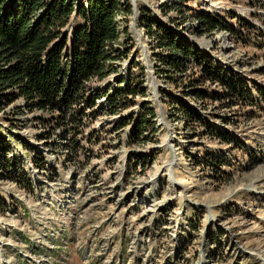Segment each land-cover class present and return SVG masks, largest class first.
Returning a JSON list of instances; mask_svg holds the SVG:
<instances>
[{"label":"rangeland","instance_id":"obj_1","mask_svg":"<svg viewBox=\"0 0 264 264\" xmlns=\"http://www.w3.org/2000/svg\"><path fill=\"white\" fill-rule=\"evenodd\" d=\"M135 1V12L129 0L132 13L118 18L127 57L93 81L106 89L122 77L140 80L144 94L128 108L109 114L101 99L86 110L76 150L55 135L51 144L39 139L43 119L57 113L21 111L12 125V107L0 113L17 164L0 175L3 264H264V0ZM140 8L242 92L224 94L193 60L180 69L160 61L170 51L141 25ZM200 11L224 25L201 29ZM146 103L152 126L136 139Z\"/></svg>","mask_w":264,"mask_h":264},{"label":"trees","instance_id":"obj_2","mask_svg":"<svg viewBox=\"0 0 264 264\" xmlns=\"http://www.w3.org/2000/svg\"><path fill=\"white\" fill-rule=\"evenodd\" d=\"M177 7L172 4L170 8ZM131 13L129 0H0V113L12 107L5 116L9 125L21 111L57 113L43 119L47 126L39 139L51 144L55 135L62 141L60 146L76 150L79 141L75 137L86 110H93L103 99L105 107L99 106L96 114L102 107L115 114L128 108L132 104L130 97L138 91L143 95L140 80L129 77L117 80L114 88H97L93 83L115 72V61L127 57L129 50L120 42L118 18ZM194 17L199 27L209 33L224 25L205 11ZM73 20L77 23L67 32ZM139 21L157 47L170 51L159 56L160 61L180 69L186 61L193 60L200 67V77L218 81L224 94L235 97L242 92L241 83L230 73L208 62L203 53L141 8ZM130 63L137 66L134 60ZM18 100L22 102L15 105ZM147 104L143 114L135 118L132 134L136 139L152 126L154 109ZM183 111L191 113L187 106ZM128 123L129 120L121 126ZM10 149L9 136L0 132V175L17 165L10 157ZM34 163L43 168V161Z\"/></svg>","mask_w":264,"mask_h":264},{"label":"built area","instance_id":"obj_3","mask_svg":"<svg viewBox=\"0 0 264 264\" xmlns=\"http://www.w3.org/2000/svg\"><path fill=\"white\" fill-rule=\"evenodd\" d=\"M18 253H20L21 254V256L24 258V257H27V259H29L30 258V260H32L33 262H36V260L37 259H34L33 257H31V256H28L27 254H25L24 252H19L18 251ZM21 257V258H22ZM1 259H2V255H1V253H0V262L3 264V262L1 261ZM53 262H55V260H53V258L51 257L48 261H47V263H45V264H55V263H53ZM37 264H43V263H39L38 261H37Z\"/></svg>","mask_w":264,"mask_h":264},{"label":"water","instance_id":"obj_4","mask_svg":"<svg viewBox=\"0 0 264 264\" xmlns=\"http://www.w3.org/2000/svg\"><path fill=\"white\" fill-rule=\"evenodd\" d=\"M136 1L135 0H133V12H135V9H136Z\"/></svg>","mask_w":264,"mask_h":264},{"label":"bare ground","instance_id":"obj_5","mask_svg":"<svg viewBox=\"0 0 264 264\" xmlns=\"http://www.w3.org/2000/svg\"><path fill=\"white\" fill-rule=\"evenodd\" d=\"M171 164H172V161H171ZM263 260V258H261L259 261ZM263 264V263H262Z\"/></svg>","mask_w":264,"mask_h":264}]
</instances>
